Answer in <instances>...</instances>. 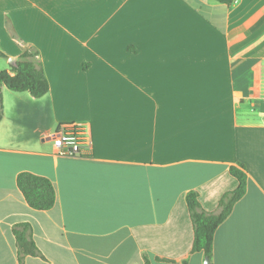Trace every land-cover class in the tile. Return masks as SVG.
<instances>
[{
  "label": "crops",
  "instance_id": "1",
  "mask_svg": "<svg viewBox=\"0 0 264 264\" xmlns=\"http://www.w3.org/2000/svg\"><path fill=\"white\" fill-rule=\"evenodd\" d=\"M29 46L49 88H0V264H205L185 194L215 211L238 161L211 264H264V0H0V70ZM77 123L66 154L49 136ZM22 171L52 208L27 205ZM19 222L42 257L19 261Z\"/></svg>",
  "mask_w": 264,
  "mask_h": 264
},
{
  "label": "trees",
  "instance_id": "2",
  "mask_svg": "<svg viewBox=\"0 0 264 264\" xmlns=\"http://www.w3.org/2000/svg\"><path fill=\"white\" fill-rule=\"evenodd\" d=\"M230 4L233 0H215ZM13 38H17L11 32ZM0 57H6L0 52ZM5 86L15 92H28L32 97L39 98L48 91V81L43 71L39 52L29 46L16 58L15 64L9 70H0V88ZM1 100V94H0ZM2 106L0 103V119ZM245 165L237 162L229 166V173L237 180L233 190L222 194L215 211L203 209L198 201V193L190 190L185 194V201L193 229L191 252L201 251L211 264L213 235L217 226L230 214L234 204L243 196L246 190L247 174ZM16 185L27 205L36 210H48L53 207L56 199L55 188L47 177L31 173L19 172L16 176ZM19 261L25 255L42 257L37 245L31 236V225L28 222H19L12 226ZM145 264H148L144 256Z\"/></svg>",
  "mask_w": 264,
  "mask_h": 264
},
{
  "label": "built area",
  "instance_id": "3",
  "mask_svg": "<svg viewBox=\"0 0 264 264\" xmlns=\"http://www.w3.org/2000/svg\"><path fill=\"white\" fill-rule=\"evenodd\" d=\"M261 105L264 111V95L261 97ZM83 131L80 124L61 125L50 137L55 140L59 150L67 154L80 153Z\"/></svg>",
  "mask_w": 264,
  "mask_h": 264
},
{
  "label": "water",
  "instance_id": "4",
  "mask_svg": "<svg viewBox=\"0 0 264 264\" xmlns=\"http://www.w3.org/2000/svg\"><path fill=\"white\" fill-rule=\"evenodd\" d=\"M8 61H9V63H11L13 65L15 64V60L13 58H9ZM204 263L208 264V259L206 257H205Z\"/></svg>",
  "mask_w": 264,
  "mask_h": 264
},
{
  "label": "rangeland",
  "instance_id": "5",
  "mask_svg": "<svg viewBox=\"0 0 264 264\" xmlns=\"http://www.w3.org/2000/svg\"><path fill=\"white\" fill-rule=\"evenodd\" d=\"M82 128V127H81ZM82 131H83V129H82ZM50 137V136H49ZM51 138V137H50ZM53 139V138H52ZM83 140H84V137H83V135H82V142H81V147H82V143H83ZM57 147V146H56ZM62 151V150H61ZM81 151V150H80ZM82 152V151H81ZM80 152V153H81ZM65 153V152H64ZM80 153H75V154H80ZM67 154V153H66Z\"/></svg>",
  "mask_w": 264,
  "mask_h": 264
}]
</instances>
